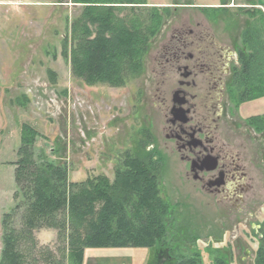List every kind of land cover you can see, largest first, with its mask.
I'll use <instances>...</instances> for the list:
<instances>
[{
  "label": "rangeland",
  "instance_id": "374dc122",
  "mask_svg": "<svg viewBox=\"0 0 264 264\" xmlns=\"http://www.w3.org/2000/svg\"><path fill=\"white\" fill-rule=\"evenodd\" d=\"M220 2L146 0L147 5L138 9L144 13L147 7L156 8L162 16L161 28L144 58L142 72L116 88L87 85L72 73V24L82 12L81 4L74 0H0V256L1 222L17 203L15 163L22 127L28 125L40 135L35 153L45 151L50 160L67 163L73 183L100 175L112 180L115 168L128 153L160 156L161 197L171 211L167 238L170 254H199L202 264H214L219 259L227 264H255L258 234L264 222V143H248L249 156L256 159L253 167L259 195L254 201L258 205L250 204L241 212L220 206L196 190L183 165L164 149L163 117L154 96V80L150 79L152 54L172 26L182 17L203 20V8L213 9ZM165 7L169 8L166 14ZM215 12L220 15L216 17L217 32L233 30V38L239 43L249 23L246 15L241 17L240 5L230 4L222 13ZM122 15L129 17L133 12L128 7ZM16 222L19 224V216ZM36 238L39 249L32 250V259L35 255L38 264L61 259L63 246L57 231L43 229L36 232ZM28 250L22 246L23 252ZM62 264L69 262L62 260Z\"/></svg>",
  "mask_w": 264,
  "mask_h": 264
},
{
  "label": "trees",
  "instance_id": "16d2710c",
  "mask_svg": "<svg viewBox=\"0 0 264 264\" xmlns=\"http://www.w3.org/2000/svg\"><path fill=\"white\" fill-rule=\"evenodd\" d=\"M74 1L82 5V12L72 24L73 75L87 85L123 87L142 72L162 16L154 7L141 12L138 7L147 5L146 0ZM230 3L221 0L222 8H203L202 12L212 16L215 11H225ZM128 7L133 15L124 17L122 12ZM167 9L163 8L164 14ZM240 9L249 18L241 34L247 51L240 54L242 68L235 74L233 85L242 100L264 98V12ZM39 137L36 129L23 125L15 163L17 203L1 222L0 264H38L31 255L32 250L39 249L36 232L43 229L57 231L63 246L61 259L51 264H62V260L84 264L87 249H146L148 264H202L199 254H170L167 238L171 211L161 197L160 156L128 153L115 168L112 180L100 175L73 183L67 163L50 160L45 151L35 153ZM258 235L255 264H264V222ZM23 245L30 251L23 252ZM214 264L227 263L219 259Z\"/></svg>",
  "mask_w": 264,
  "mask_h": 264
},
{
  "label": "flooded vegetation",
  "instance_id": "af4514ba",
  "mask_svg": "<svg viewBox=\"0 0 264 264\" xmlns=\"http://www.w3.org/2000/svg\"><path fill=\"white\" fill-rule=\"evenodd\" d=\"M202 16L182 17L152 54L163 147L196 190L241 212L258 205L256 159L248 143H264L258 131L264 127V98L242 100L233 85L240 54L247 51L242 36L237 43L233 30L218 33L216 12L208 20Z\"/></svg>",
  "mask_w": 264,
  "mask_h": 264
},
{
  "label": "crops",
  "instance_id": "0c3cea01",
  "mask_svg": "<svg viewBox=\"0 0 264 264\" xmlns=\"http://www.w3.org/2000/svg\"><path fill=\"white\" fill-rule=\"evenodd\" d=\"M230 4L264 12V0H231ZM219 6L220 3L213 7ZM148 255L146 249H87L84 264H147Z\"/></svg>",
  "mask_w": 264,
  "mask_h": 264
}]
</instances>
